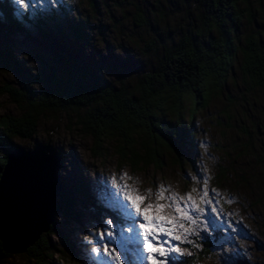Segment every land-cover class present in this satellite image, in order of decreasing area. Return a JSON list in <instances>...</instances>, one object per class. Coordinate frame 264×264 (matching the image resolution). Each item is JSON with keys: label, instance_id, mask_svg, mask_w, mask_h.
Listing matches in <instances>:
<instances>
[{"label": "rangeland", "instance_id": "1", "mask_svg": "<svg viewBox=\"0 0 264 264\" xmlns=\"http://www.w3.org/2000/svg\"><path fill=\"white\" fill-rule=\"evenodd\" d=\"M7 1L17 11L22 32L0 33V87L31 94L44 87L50 72L72 76L89 72L115 87H131L163 49L183 39H206L194 0H32L27 8L16 0ZM236 3L242 18L233 43L241 49L250 38L264 55V0ZM189 107L185 99L177 126L169 114L162 117L164 124L175 126L179 163L164 152L159 168L130 167L119 159V144L111 138L104 140L99 156L92 155L91 139L75 128L71 113L46 115L33 138L12 140L25 151L39 145L53 147L61 162L60 183L74 199L78 220L53 217L66 239L52 237L60 252L52 257V264H108L105 245L121 254L123 264H149L136 233L128 231L134 218L123 210L126 202L118 191L120 184L142 195L148 189L154 194L164 185L181 196L191 193L195 204L207 209L199 228L185 222L198 234L188 236L191 243L172 242L185 254L172 253L169 264H234L239 259L264 264V90L242 74L237 52L221 93L211 92L207 105L191 117ZM16 115L6 96L0 95V117ZM124 173L127 177L121 180ZM205 179L215 213L198 194ZM79 190L87 196L81 197ZM147 202H157L155 195ZM108 232L113 233L111 238ZM93 248L101 253H93ZM6 264L33 263L17 254Z\"/></svg>", "mask_w": 264, "mask_h": 264}, {"label": "trees", "instance_id": "2", "mask_svg": "<svg viewBox=\"0 0 264 264\" xmlns=\"http://www.w3.org/2000/svg\"><path fill=\"white\" fill-rule=\"evenodd\" d=\"M193 4L206 39H183L163 49L151 69L136 78L131 87H115L89 72L76 76L50 72L44 78V87L33 94L25 89L0 87V95L6 96L17 111L16 116L0 117V171L6 155L15 148L13 139L30 140L41 118L67 113L73 115L75 128L91 139L94 156H99L104 140L111 138L119 144V159L132 168H159L164 152L174 155L179 163L175 126L183 101H190L191 117L207 105L211 92L221 93L237 52L242 74L264 90V55L258 44L249 38L243 48L237 49L233 43L232 35L242 18L236 0H194ZM16 14L10 1L0 0V33L22 32ZM165 113L175 120L174 127L162 121ZM78 193L87 196L82 190ZM56 199L53 217L78 220L71 190L61 184ZM53 236L66 239L55 218L23 253H10L5 246L14 249L13 243L4 246L0 240V264L17 254L33 264H52V257L60 253ZM66 245L74 250L72 244Z\"/></svg>", "mask_w": 264, "mask_h": 264}, {"label": "snow or ice", "instance_id": "3", "mask_svg": "<svg viewBox=\"0 0 264 264\" xmlns=\"http://www.w3.org/2000/svg\"><path fill=\"white\" fill-rule=\"evenodd\" d=\"M32 0H16L18 5L27 8L30 6ZM127 177V173H124L120 179L123 180ZM131 179V177H128ZM113 183H116V178H113ZM118 191L123 193V199L126 202L123 210L128 212L133 218V224L129 226V232L136 233V241L140 245L141 251L146 253L143 258L149 262V264H169V259L172 253L185 254V250L178 244H173V241L181 242L188 240L189 235L198 234L196 228L187 227V224L196 225L200 227L198 221L201 216H206L207 209L201 208L195 204L194 197L191 193L186 196H181L179 193L171 192L169 188L164 185H160L159 189L153 194L151 189L147 190V195H142L135 188H132L128 184L118 185ZM193 192H197V189L193 188ZM213 193L219 195L215 189ZM169 193V195H165ZM200 199L205 205L211 206V211L215 213L217 208L213 206L212 198L209 197L208 181L204 180L203 189L198 193ZM155 195L157 202H147L151 196ZM161 200H166L167 203H159ZM185 202V203H181ZM187 202H192L191 206ZM173 209V212H165L166 209ZM111 225V221H109ZM204 228L208 227V223L203 224ZM182 230V231H180ZM107 236L111 238L112 232H108ZM104 239V234L99 237ZM93 253L100 254V248H93ZM115 253V255H113ZM190 254V253H189ZM103 255L108 261V264L113 262H120L121 254L117 253L115 248L109 250L107 245L103 248Z\"/></svg>", "mask_w": 264, "mask_h": 264}, {"label": "water", "instance_id": "4", "mask_svg": "<svg viewBox=\"0 0 264 264\" xmlns=\"http://www.w3.org/2000/svg\"><path fill=\"white\" fill-rule=\"evenodd\" d=\"M60 158L50 145H39L25 151L14 148L5 157L0 171V221L13 232L18 224L26 241L18 251L23 253L38 236L47 231L53 222L54 203L61 190L59 169ZM2 238L7 243V238ZM2 242V241H1ZM234 264H248L239 259Z\"/></svg>", "mask_w": 264, "mask_h": 264}, {"label": "bare ground", "instance_id": "5", "mask_svg": "<svg viewBox=\"0 0 264 264\" xmlns=\"http://www.w3.org/2000/svg\"><path fill=\"white\" fill-rule=\"evenodd\" d=\"M12 219L18 224L17 225H13L16 226L13 228V232L11 231V229L5 224L4 221H0V235H3L7 238V244L13 243V248L14 249H8L6 248V242L5 240L2 238V236H0V240L3 242V245L5 246V249L7 251H18L21 247V244L24 243L26 241V236L24 235V233H21L18 229H19V222L18 220H15L14 218H11V220L9 221V224L12 226Z\"/></svg>", "mask_w": 264, "mask_h": 264}]
</instances>
